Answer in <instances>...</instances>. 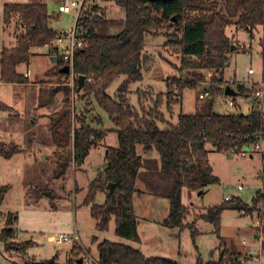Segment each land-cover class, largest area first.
<instances>
[{
  "label": "trees",
  "instance_id": "trees-1",
  "mask_svg": "<svg viewBox=\"0 0 264 264\" xmlns=\"http://www.w3.org/2000/svg\"><path fill=\"white\" fill-rule=\"evenodd\" d=\"M46 1L27 0L25 4L4 6L5 27L17 20L21 32L16 37L15 47L1 50V84H27L28 80L17 72V68L28 64L32 49L51 46L59 35H63L52 27L53 17L55 21L57 19L48 13ZM55 1L61 5L60 0ZM100 1L119 7L125 17L123 20L110 19L96 4L83 8L80 28L85 45L74 53L73 73L85 80L82 84L77 80L74 92L84 91L93 97L116 128L118 146L106 147L105 169L89 183L83 206L89 207L98 232L107 231L113 219L117 238L139 243L134 198L145 191L169 202L167 217L162 221L165 228L191 229L185 224L189 209L181 202L182 190L201 191L202 195L205 187L217 183L205 146L210 145L216 152L240 154L245 147L255 146L264 139V105L260 106L255 100V89L237 85V96L232 98L236 108L237 98L251 100L250 113H214L216 98L224 94L223 72L232 51L231 39L225 30L234 26L251 34L260 27L264 33V0ZM111 29H117L118 33L111 35ZM163 31H172V34ZM161 32L163 35L159 36L170 38L168 45L174 46L179 53L178 76L169 81L167 94L150 97L151 108H142V114H138L129 103L128 88L143 79L142 66L150 60V55L145 52L147 37ZM51 61H55V65L46 76L56 77L60 82L63 78L60 70L65 64L55 47L52 48ZM206 72L212 76L203 99L199 100L197 96V100L202 102L198 111L190 115L180 113L176 125L165 122L161 106L166 101V108L170 111L176 104L172 89H178L180 96L186 89L196 90L197 85L205 81ZM120 76L125 77V81L113 100L106 90ZM88 79L90 83H87ZM65 90L68 92L69 88L66 86ZM68 116L69 112L64 109L55 114L49 124L51 138L57 148L63 149L71 142V151L63 158L64 162L58 163L59 176L70 159L76 166H82L91 149L99 146L107 134L104 130H93L84 121L71 132ZM159 124H163V128ZM138 147L144 153L154 151L157 159L139 156ZM18 150L13 144L8 148L0 144V155L5 159L18 154ZM261 181L263 188L253 200L252 208L238 199H231L208 209L200 219L211 223L218 233L223 211L236 209L242 215L258 211L255 206L264 200V165ZM137 182L142 186L138 190ZM7 191L8 187H0V204ZM99 193L104 195L102 205L94 203ZM258 215L264 219L263 213L258 211ZM16 223L17 215L8 213L0 231V242L6 251L23 250L33 244L31 241L14 242ZM262 245L264 247V241ZM75 249L74 246L72 250ZM96 250L98 264H175L159 257H146L135 247L107 240L100 242ZM240 257L241 253L235 248L231 251L226 249L220 254L217 264H239L237 260ZM50 260V264H54Z\"/></svg>",
  "mask_w": 264,
  "mask_h": 264
},
{
  "label": "rangeland",
  "instance_id": "rangeland-1",
  "mask_svg": "<svg viewBox=\"0 0 264 264\" xmlns=\"http://www.w3.org/2000/svg\"><path fill=\"white\" fill-rule=\"evenodd\" d=\"M60 1L62 4L73 0ZM25 3L27 0H0V53L3 48L15 47L16 37L21 32L17 20L5 27L3 8L9 4ZM46 3L48 13L55 16L60 24V28L56 27L53 17L52 27L60 34L66 33L74 26L73 13L59 14L60 4L55 0H47ZM93 4L104 10L106 17L110 19L123 20L125 17L124 11L110 2L85 0L84 7ZM163 32L172 34V31ZM163 32L147 37L145 52L150 55V60L142 66L143 79L128 88L129 103L138 114H142V108H151L150 97L167 94L169 81L178 76L179 53L174 46L168 45L170 38L159 36L163 35ZM117 33V29H111V35ZM225 33L231 39L232 45L228 66L223 72L225 85L234 91L237 85L249 90H261V85L264 84L262 29L258 27L250 34L232 26L226 28ZM53 47L32 49L28 66L20 65L17 68L23 72L20 74L17 70L20 75L26 77L27 84L0 83V144L6 148L13 144L19 149V153L9 159L0 155V187H8L0 204V231L4 227L6 215L16 214L14 242L33 243L23 250L6 251L0 242V264L41 263L45 257L52 259L54 264L56 260L59 262L57 264H65L68 257L81 250L93 260H97V246L106 240L130 244L132 247L141 244L146 257H159L175 264H217L220 254L233 248L241 253L237 260L239 264H264V258L258 263L250 254L259 248L254 236L258 235L261 239L264 235V227L257 226V222L261 220L258 211L264 214V200L257 203L255 208L258 211L251 215H242L236 209L223 211L218 233L211 223L200 219L208 209L224 204L225 197L238 199L249 208L253 207V200L263 188L261 174L264 160L261 158V152H264V140L259 143V150L252 148L245 157L231 151L216 152L210 145L205 146L212 175L217 179V183L205 187L202 195L201 191L187 188L182 190L181 202L189 209L185 224L191 226V229L165 228L162 221L167 217L169 202L143 191L138 195L140 197L134 198L138 244L117 238L114 234L113 219L109 222L107 231L95 230L89 207L83 206V201L89 183L105 169L106 147L117 148L116 128L106 113L99 109L92 96L84 91L67 92L63 78L58 82V78L46 76L54 66L51 61ZM26 68H29L31 74L26 72ZM248 70H252L254 74L248 76ZM211 76L206 72L205 81L197 85L196 90L186 89L181 96L178 89L173 88L176 104L168 111L164 101L161 106L163 120L176 125L180 113L195 114L202 104L197 100V96L204 88H208ZM248 79L251 82L247 83ZM124 81L125 77L120 76L108 87L106 93L111 99L115 100L117 90ZM224 100V94L216 98L214 113L246 115L250 112L245 105L251 106V100L237 98L240 109L229 108L224 104ZM64 109L69 112L71 132L78 129L80 122L84 121L93 130L106 131L107 137L100 142L98 150L89 152L82 166H76L70 159L63 174L59 176L58 163L64 162L63 158L71 151V142L63 146V149L57 148L52 141L49 124L52 117ZM162 125L159 124V127L163 128ZM137 154L143 158L157 159L154 151L144 153L140 147L137 148ZM239 186L241 190L237 189ZM141 187L137 182L136 189ZM94 203L102 205L104 195L97 194ZM53 234L68 238L76 236V249L72 250L75 245L53 248L48 243V238Z\"/></svg>",
  "mask_w": 264,
  "mask_h": 264
},
{
  "label": "built area",
  "instance_id": "built-area-1",
  "mask_svg": "<svg viewBox=\"0 0 264 264\" xmlns=\"http://www.w3.org/2000/svg\"><path fill=\"white\" fill-rule=\"evenodd\" d=\"M84 3H85V0H79V1L73 0L69 3L64 2L63 4L59 5L58 7L59 14H71V13L74 14V26L70 30H68L66 33H64L63 35L58 36L55 43L51 45V46H54L58 50L59 54L62 56L63 62L65 64L64 67H68L69 69L68 74L63 75V80H64L65 85L69 88L71 92L74 91L75 84L77 80L79 79V77L73 73V56L76 50L82 49L85 45L84 40L81 38L83 36V31L80 28V24H81L80 18L84 10L83 9ZM51 46H47L45 48H49ZM253 74L254 73L252 70H248L247 72L248 76L253 75ZM90 82L91 80L88 79L87 83H90ZM248 82H251V80L248 79L247 83ZM225 87H229V86L224 85L222 86V89L224 90ZM207 89L208 88H204V90H202V92L198 95L199 100L203 99L204 92ZM263 90H264V84L261 85V90H256L254 93L255 100L259 102L260 106L264 105V91ZM225 104L229 108H235L232 98L225 97ZM259 143H257L255 146L245 147L243 149L244 151L240 152V156L241 157L247 156L249 153L248 151L252 148L254 150H259ZM261 158L264 159V152H261ZM237 189L241 190L242 188L239 186ZM231 199L232 198L230 197H225L224 200L231 201ZM259 225L264 227V219H261L259 222H257V226ZM259 241H262V242H259ZM259 241H258L259 248L257 250L255 249L253 252L250 253L251 255L255 257L254 259L258 263L262 260V258H264L262 257V252H264V247L262 245L263 243L262 238L259 239ZM48 243L53 248H58L63 245H72V246L75 245V247H77L78 238L76 236L68 238L63 235L54 234L48 238ZM78 260H81V264H98L97 260H93L92 258H90L83 250H81V252H77L74 256L68 257L65 264H77Z\"/></svg>",
  "mask_w": 264,
  "mask_h": 264
},
{
  "label": "water",
  "instance_id": "water-1",
  "mask_svg": "<svg viewBox=\"0 0 264 264\" xmlns=\"http://www.w3.org/2000/svg\"><path fill=\"white\" fill-rule=\"evenodd\" d=\"M150 1L151 2H155V1H163V0H150ZM52 63H54V65H55V61H53ZM68 72H69L68 67H64V68H62L60 70V74L61 75L68 74ZM84 80H85L84 77H79V79H78L79 84H82L84 82ZM224 96L229 97V98H235L237 96V93L234 90H232L230 87H225V89H224ZM111 188L112 187L109 186L110 191H111ZM254 239H256V241H259L260 237L258 235H256V236H254ZM262 240L264 241V235L262 237ZM44 262L46 264H50L51 263V260H48L47 259ZM77 264H81V260H78L77 261Z\"/></svg>",
  "mask_w": 264,
  "mask_h": 264
},
{
  "label": "crops",
  "instance_id": "crops-1",
  "mask_svg": "<svg viewBox=\"0 0 264 264\" xmlns=\"http://www.w3.org/2000/svg\"><path fill=\"white\" fill-rule=\"evenodd\" d=\"M54 25L56 26V27H58V28H60V24L58 23V21H55L54 22ZM53 65H54V63H53ZM26 66H28V64L26 65ZM18 70V72L20 73V74H22L23 72L21 71V70H19V69H17ZM26 72H29V74H31V72H30V70H29V68H26ZM25 73V72H24ZM29 74H28V76H29ZM31 76V75H30ZM231 88V87H230ZM232 89V88H231ZM233 90V89H232ZM226 97V96H225ZM224 104H225V100H224ZM236 104L238 105V107H237V109H240L241 107H240V105L238 104V101L236 100ZM245 106H247V110L249 109L250 110V112H251V109H252V101H251V106H249V105H245ZM234 107H235V104H234ZM236 108V107H235ZM250 112H248V113H250ZM247 113V114H248ZM116 134V133H115ZM107 137V136H106ZM105 137V138H106ZM117 137V136H116ZM264 140V139H263ZM117 146H118V144H117ZM98 148H100V144H99V146H97V148H93V149H91V151L92 150H98ZM148 159H151V158H148ZM138 197H140V196H138L137 195V198ZM134 208H135V204H134ZM135 216H136V210H135ZM95 227V226H94ZM54 235V234H53ZM136 244V243H135ZM138 244V243H137ZM126 245H130V244H126ZM135 248H137V249H139L143 254H144V250H143V248H141V244H140V246H138L137 245V247H135ZM145 255V254H144ZM49 257H45L44 259L45 260H47ZM44 260V261H45ZM56 263H59L57 260L55 261Z\"/></svg>",
  "mask_w": 264,
  "mask_h": 264
}]
</instances>
